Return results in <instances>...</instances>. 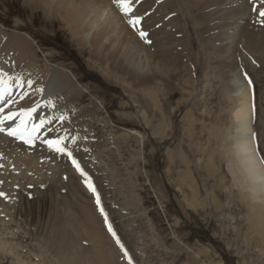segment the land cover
Listing matches in <instances>:
<instances>
[{
	"label": "rangeland",
	"instance_id": "374dc122",
	"mask_svg": "<svg viewBox=\"0 0 264 264\" xmlns=\"http://www.w3.org/2000/svg\"><path fill=\"white\" fill-rule=\"evenodd\" d=\"M183 1L149 0L151 27L148 13L123 21L117 32L137 40L123 62L109 45L115 33L81 42V19L59 15L62 6L51 14L0 0V39L15 27L36 43L35 71L16 64L20 88L32 81L40 93L51 63L73 80L40 113L55 117L79 164L59 152L0 166V264H264V213L234 153L238 139H252L264 169V23L254 43L239 38L221 56L202 10ZM246 94L250 130L234 115Z\"/></svg>",
	"mask_w": 264,
	"mask_h": 264
},
{
	"label": "bare ground",
	"instance_id": "6f19581e",
	"mask_svg": "<svg viewBox=\"0 0 264 264\" xmlns=\"http://www.w3.org/2000/svg\"><path fill=\"white\" fill-rule=\"evenodd\" d=\"M148 1L149 0H132L131 8L133 7L134 9L132 8V11L124 16L119 14L117 9L120 8L116 3H114V0H25L26 4L33 3L36 6H47V9L54 8L55 12L51 14H58V10L62 6V13H59V15L72 18L71 22L73 23H75L74 20L81 19V24H78L79 33H82L80 35L83 38L81 42H85L88 38L96 34H100L101 32L103 38L108 40L110 39V36L115 33L116 35L114 36V39L109 40V45L113 49L118 50L119 55H123V59L127 53L133 51V48H135V45L137 44V40L134 36H132L131 39L123 38L122 36L126 33H123V30L118 32L117 30L119 28L121 29L125 27L123 24L124 20H131L137 15L143 16L146 13H148V15L143 20V23H146L148 27L153 26L156 20L150 18L149 13V11H151V7H153V4L147 3ZM182 5L193 9L199 8L202 10V14L199 15L201 18L203 17L205 21V28L203 27L204 31L208 38L214 39L215 42L213 45L215 44L221 46L220 49L223 51V55L221 56H227L228 52L237 45V40L239 38H246L248 39V42L254 43V37L259 31L258 25L262 23V20H264V18L260 17L259 15V10L264 8V0H184ZM2 19L6 20L4 16H2ZM85 23V28L80 30V26H84ZM13 29L10 30V32H6L7 36L5 39H0V69H2L8 74L9 77H11L9 84L12 85L10 88V93L5 94L3 99H0V107L4 108V112L0 113V116H6L10 112H18L20 109L31 108L38 104L39 107L37 108L36 113L33 114L35 120L29 122L30 124L38 123L41 116L46 118L51 117V113L49 111L40 113V109H44V104L41 103L42 99L45 96L51 94L52 90L57 92L63 91L66 87L73 83V80L70 79V77H67L66 80L65 76H67V74L64 73L65 70L60 68V66L51 63L49 66L51 67L52 73L50 76L47 75L49 76L48 82L46 83L44 89L42 87L43 90L40 89L42 90L40 93L36 91L37 88L34 89V83H32L31 86L20 88L21 86L17 85L16 82L17 75H20L19 73L16 75V64L25 62L27 65L31 66L33 72L35 71V68L32 66L33 64H31V60H34V57L32 58L30 53L32 45L34 44L36 46V43L35 41L31 40V38H29V34H21L19 33L21 31ZM2 30L3 29L0 26V34L3 33ZM153 36L157 37V34L154 33ZM156 42H158V40ZM158 45H160V41L158 42ZM257 50H260V48ZM125 60L126 59H124L123 62ZM133 61L135 60L133 59ZM231 72V76L236 77L235 91H242L243 84L237 79V69H234ZM40 75L36 77L41 81L43 80V75L41 78ZM25 92L27 93V96L21 99V96ZM247 95L248 94L245 96L243 95L244 97L241 99L240 107L235 111L234 115L240 121V127L242 129L250 130L249 123L247 121L249 114ZM19 122V118L14 117L12 120H5L3 125H0V127L5 129L4 131H0V166L2 164H12L13 161L16 162V160L20 163V165H24L26 163L25 160H30L33 163L37 162L38 164L39 161H52L53 156H58L57 158L62 159V154L53 151L52 148L49 147L47 143H45L46 140L58 138L57 133L61 131V127L56 126L51 120V123L45 124L43 128L33 135L30 142H25V140H22L19 137H13L7 134V129L15 127L17 124H19ZM241 128L240 130H242ZM16 140L23 142H18ZM34 140H37L38 142ZM251 140L247 139V137H241L238 139L234 145V153L239 159L242 170L247 177L251 197L253 198L252 201L254 204L261 206L259 210L264 213V169L262 168L261 162L259 161L257 155L253 151L254 145ZM46 150H49L50 152ZM69 159L73 162L72 157L69 156ZM31 162L30 164H32ZM85 214H87V211ZM251 224H253V222ZM88 225L92 227L90 224ZM258 230L263 231L264 228H260ZM67 246L68 245H66V247Z\"/></svg>",
	"mask_w": 264,
	"mask_h": 264
},
{
	"label": "snow or ice",
	"instance_id": "6c2138e0",
	"mask_svg": "<svg viewBox=\"0 0 264 264\" xmlns=\"http://www.w3.org/2000/svg\"><path fill=\"white\" fill-rule=\"evenodd\" d=\"M131 2L132 0H114V3L117 4V6L126 14L132 11L131 8ZM260 17L264 18V8L259 10ZM140 22V18H134L129 20V23L135 26ZM264 23V20L261 21ZM141 37H145L147 34L144 32H140ZM11 80V77L8 76L6 72H4L2 69H0V99H3L5 94L10 93V88L12 85L9 84V81ZM17 84L21 87H23V82L19 77L16 78ZM29 86H31L32 81L27 82ZM25 96H27V93L25 92L21 99H23ZM39 105H35L31 108L27 109H20L18 112H10L6 116H0V125H3L5 120H12L14 117L19 118V124H17L15 127H11L7 129V134L13 137H19L22 140H25V142H30L33 135L38 132L41 128L44 127L45 124L51 123L52 119H55V117H43L41 116L38 123H29L30 121L34 120L33 114L36 113L37 108ZM4 112V108L0 107V113ZM62 119V117H61ZM5 129L3 127H0V131H4ZM66 139V137H58L56 139L46 140L45 143L49 145V147L54 148L57 152H67V155L71 157V152L67 151V149L63 146V141ZM73 163L76 165V167L79 169V164L77 161L73 159ZM82 171V170H81ZM87 183V180H86ZM89 187L91 185L89 184ZM0 195H4L3 193H0ZM111 231V228L109 229Z\"/></svg>",
	"mask_w": 264,
	"mask_h": 264
}]
</instances>
